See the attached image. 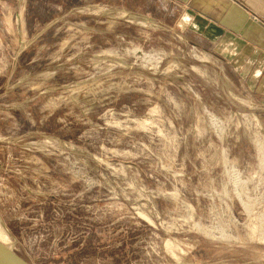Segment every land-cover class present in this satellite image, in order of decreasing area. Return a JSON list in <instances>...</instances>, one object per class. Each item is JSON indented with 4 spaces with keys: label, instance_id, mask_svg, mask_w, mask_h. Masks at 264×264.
Here are the masks:
<instances>
[{
    "label": "rangeland",
    "instance_id": "rangeland-1",
    "mask_svg": "<svg viewBox=\"0 0 264 264\" xmlns=\"http://www.w3.org/2000/svg\"><path fill=\"white\" fill-rule=\"evenodd\" d=\"M60 4L0 0V217L20 247L264 264L262 93L195 49L183 67L165 20Z\"/></svg>",
    "mask_w": 264,
    "mask_h": 264
},
{
    "label": "crops",
    "instance_id": "crops-1",
    "mask_svg": "<svg viewBox=\"0 0 264 264\" xmlns=\"http://www.w3.org/2000/svg\"><path fill=\"white\" fill-rule=\"evenodd\" d=\"M54 1L61 6L69 3L72 9L80 4L117 11L122 17L151 15L165 20L172 34L178 36L173 49L179 50L175 53L183 67H189V52L195 49L213 65L215 73L221 71L216 70V65L225 67L228 75L237 77L250 89L262 93L258 97L264 98V0ZM178 65L182 72V65ZM195 65L196 71L200 72V68L204 71V65L198 62Z\"/></svg>",
    "mask_w": 264,
    "mask_h": 264
},
{
    "label": "water",
    "instance_id": "water-1",
    "mask_svg": "<svg viewBox=\"0 0 264 264\" xmlns=\"http://www.w3.org/2000/svg\"><path fill=\"white\" fill-rule=\"evenodd\" d=\"M0 264H37L18 244L0 217ZM187 264V263H173Z\"/></svg>",
    "mask_w": 264,
    "mask_h": 264
}]
</instances>
